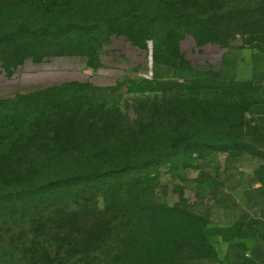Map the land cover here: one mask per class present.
Returning a JSON list of instances; mask_svg holds the SVG:
<instances>
[{
    "label": "rangeland",
    "instance_id": "1",
    "mask_svg": "<svg viewBox=\"0 0 264 264\" xmlns=\"http://www.w3.org/2000/svg\"><path fill=\"white\" fill-rule=\"evenodd\" d=\"M121 6L0 0V107L10 110L0 114V264H133L146 255L243 264L259 240L264 124L247 114L260 147L242 155L175 148L196 136L202 111L251 104L232 102L248 86L221 73L228 55L233 63L243 49L264 53V0L201 1L210 20L188 21L169 64L154 63L143 21H110ZM119 225L130 242L148 232L142 254L112 256L93 239L66 250L68 230Z\"/></svg>",
    "mask_w": 264,
    "mask_h": 264
},
{
    "label": "trees",
    "instance_id": "2",
    "mask_svg": "<svg viewBox=\"0 0 264 264\" xmlns=\"http://www.w3.org/2000/svg\"><path fill=\"white\" fill-rule=\"evenodd\" d=\"M111 5L113 2H121L123 6L118 8L117 15H107L112 17L110 20L116 24H130L133 19H137L135 22L146 24L148 27L147 32L153 33L152 37L154 39V63H170L169 57H174L179 59V56H174L170 51H173L179 45V32L182 29L188 31V21L194 18L200 19L201 21L210 20L209 17L200 14V4L203 0H106ZM204 1H215V0H204ZM230 8V6H227ZM104 25L107 24V21ZM125 32H128L127 30ZM126 35V34H125ZM127 36V35H126ZM166 48V49H165ZM172 67L177 68L176 61ZM241 82L248 88H242L239 95L232 99L240 100L247 98L251 100V104L243 110L232 111L230 108L229 112L212 115L209 112H203L201 116V126L198 132L195 133L196 136H191L187 139V144H181L175 148V150H180L181 148L196 149L200 146H206L208 148L215 147L217 149H232L236 150L240 147V155L256 151L259 148V144L256 141L255 129L252 125V120H249L247 114L253 106L264 104V80L257 82L255 80H236ZM250 87V89H249ZM248 89V90H247ZM183 92L186 96L189 92L184 86L179 89V92ZM180 92V93H181ZM19 98V96H16ZM222 99V98H221ZM223 100V99H222ZM220 101V104L225 103V101ZM234 100V101H233ZM203 110L209 109L208 105H202ZM210 110V109H209ZM2 111H10L9 109H2L0 107V114H4ZM8 115V114H7ZM7 115L5 117H7ZM253 118L254 116L251 115ZM258 120L256 117H254ZM254 120V119H253ZM259 121V120H258ZM3 125L0 121V126ZM174 139H176L174 137ZM177 143V142H176ZM239 155V154H237ZM116 226H106L105 229L98 232L95 226L88 230L85 234H79L74 232V230H68L65 234L71 240L66 242L68 248L66 250L70 253H76V251L81 250L82 246L89 245L90 240L93 239V244L97 246L99 251H103L106 254L118 255L125 254L129 252H140L142 254L146 242L145 235L148 233H141L143 238H137L136 241L130 242L126 239L127 235H124L122 229ZM144 228L143 226L141 227ZM141 231V230H140ZM100 233H107L109 236H113L112 239H100L98 236ZM111 234V235H110ZM118 240V241H116ZM28 244L46 246L49 245L47 241H32ZM39 246V247H40ZM81 248V249H80ZM41 249V248H40ZM131 254V253H130ZM129 256V255H128ZM142 259V264H158V261L154 259H148V255ZM4 261V259H2ZM134 260L133 264H140ZM4 263V262H2Z\"/></svg>",
    "mask_w": 264,
    "mask_h": 264
},
{
    "label": "crops",
    "instance_id": "3",
    "mask_svg": "<svg viewBox=\"0 0 264 264\" xmlns=\"http://www.w3.org/2000/svg\"><path fill=\"white\" fill-rule=\"evenodd\" d=\"M231 55H228L223 62L222 77L257 82L264 80V53H258L250 48L243 49L235 54V62L227 63ZM250 113L264 124V104L253 106ZM253 227L258 231L259 240L245 254L243 264H264V200H262L260 216Z\"/></svg>",
    "mask_w": 264,
    "mask_h": 264
}]
</instances>
